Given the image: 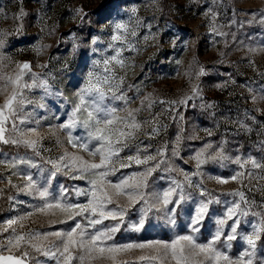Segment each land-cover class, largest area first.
Returning <instances> with one entry per match:
<instances>
[{
    "label": "rangeland",
    "instance_id": "1",
    "mask_svg": "<svg viewBox=\"0 0 264 264\" xmlns=\"http://www.w3.org/2000/svg\"><path fill=\"white\" fill-rule=\"evenodd\" d=\"M0 264H264V0H0Z\"/></svg>",
    "mask_w": 264,
    "mask_h": 264
}]
</instances>
